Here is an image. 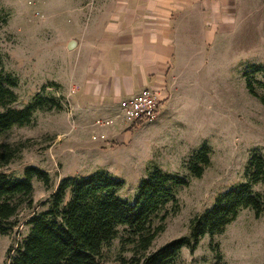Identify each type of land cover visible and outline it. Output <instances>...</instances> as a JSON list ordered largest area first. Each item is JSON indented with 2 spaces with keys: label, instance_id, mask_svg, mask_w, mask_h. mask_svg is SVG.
<instances>
[{
  "label": "rangeland",
  "instance_id": "rangeland-1",
  "mask_svg": "<svg viewBox=\"0 0 264 264\" xmlns=\"http://www.w3.org/2000/svg\"><path fill=\"white\" fill-rule=\"evenodd\" d=\"M223 2V20L206 22L193 41L184 39L178 48L157 117L100 128L95 122L115 111L84 110L94 103L81 99V80L74 71L81 64V48L90 50L113 20L114 0H0V58L16 80L17 94L7 108H26L36 98L43 104L28 124L0 134V144L15 150L0 172L22 177L25 168L34 166L50 178L47 185L33 178L32 207L23 204L7 231L0 232V264H10L29 232L27 220L47 208L64 178L106 171L123 180L118 194L133 203L139 182L153 167L184 177L187 184L174 187L177 201L152 220L163 230L146 254L188 236L190 221L218 194L248 179L251 155L264 158V0ZM71 40L76 45L69 50ZM101 132L106 138L93 140ZM203 147L210 150L209 164L195 177L192 158ZM254 190L264 192V183ZM135 238L128 227L118 226L116 238L102 247L100 264L128 262L135 255ZM176 264H264V213L242 209L222 232L203 236L193 253L184 247Z\"/></svg>",
  "mask_w": 264,
  "mask_h": 264
},
{
  "label": "trees",
  "instance_id": "trees-1",
  "mask_svg": "<svg viewBox=\"0 0 264 264\" xmlns=\"http://www.w3.org/2000/svg\"><path fill=\"white\" fill-rule=\"evenodd\" d=\"M251 68L258 69L256 65ZM246 85L253 93L249 78ZM15 86V78L4 71L0 58V107L5 108L0 112V134L28 124L34 110L43 106L42 99L36 98L26 108H7L17 101ZM14 157L10 145L0 144V166ZM209 158L206 147L195 153L190 166L193 176L202 175ZM246 175V181L218 194L210 208L190 221L188 236L172 239L147 254L163 230L162 224L153 226L152 220L165 205L177 201L174 187L186 185L184 177L153 167L139 182L133 203L118 194L123 180L106 171L64 178L50 195L47 208L27 220L29 232L10 264H100L102 247L116 238L118 226H126L136 235L135 255L122 264H176L184 247L193 253L203 236L222 232L242 209L252 208L256 216L264 213V192L254 190L257 183H264V158L252 154ZM35 177L49 184L48 173L34 166L25 168L22 177L0 172V232L7 231L23 204L32 207Z\"/></svg>",
  "mask_w": 264,
  "mask_h": 264
},
{
  "label": "crops",
  "instance_id": "crops-1",
  "mask_svg": "<svg viewBox=\"0 0 264 264\" xmlns=\"http://www.w3.org/2000/svg\"><path fill=\"white\" fill-rule=\"evenodd\" d=\"M223 1L114 0L113 20L90 50L81 48V64L74 71L81 80V99L94 103L84 110L115 111L122 99L151 86L161 90V101L166 99L178 48L184 39L193 41L206 22L223 20Z\"/></svg>",
  "mask_w": 264,
  "mask_h": 264
},
{
  "label": "built area",
  "instance_id": "built-area-1",
  "mask_svg": "<svg viewBox=\"0 0 264 264\" xmlns=\"http://www.w3.org/2000/svg\"><path fill=\"white\" fill-rule=\"evenodd\" d=\"M160 102V92L152 87L143 88L137 94L122 99L112 117L98 119L95 124L100 128H108L152 121L157 117ZM105 138L103 132L93 135V140Z\"/></svg>",
  "mask_w": 264,
  "mask_h": 264
},
{
  "label": "water",
  "instance_id": "water-1",
  "mask_svg": "<svg viewBox=\"0 0 264 264\" xmlns=\"http://www.w3.org/2000/svg\"><path fill=\"white\" fill-rule=\"evenodd\" d=\"M76 45V41L71 40L68 45H67V49L71 50L72 48H74V46Z\"/></svg>",
  "mask_w": 264,
  "mask_h": 264
}]
</instances>
